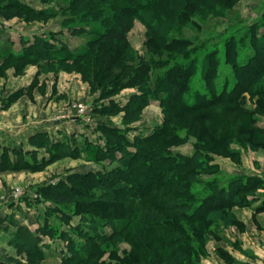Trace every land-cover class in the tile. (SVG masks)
Wrapping results in <instances>:
<instances>
[{"label": "rangeland", "instance_id": "obj_1", "mask_svg": "<svg viewBox=\"0 0 264 264\" xmlns=\"http://www.w3.org/2000/svg\"><path fill=\"white\" fill-rule=\"evenodd\" d=\"M73 1L17 0L15 5L44 11L47 15L35 18L23 12L27 20H5L0 16L1 37L13 40L10 46L0 47V52L17 53L23 44L18 39L34 40L39 36L48 38V35L55 36L56 39L51 41L59 48L64 43L75 53L84 52L95 36L87 32L76 33V30L85 28L91 31L95 24L71 26L67 19L71 17L68 14H72L75 23L80 24V13L77 11L92 0H77L75 3L78 2V5H73L75 7L71 8V12H67L68 5ZM0 2L2 5L12 3L11 0ZM207 2L211 3L196 4L191 0L189 3L194 5L191 11L182 9L181 4L178 15L183 20L180 21L174 17L176 12L164 8L155 10L154 25L150 26L139 18L133 19L126 36L129 59L126 67H135L150 58H165L172 51L169 42L183 40L191 44L187 50L199 49L197 66L191 79L193 88L201 92L213 85L216 91L221 89L224 82L230 88L234 75L230 58H225L226 40L233 35L239 42L238 36L250 24H263L264 0ZM106 7L103 5L102 10ZM161 21L175 24V27L167 30L165 41L155 43L159 47V51L155 52L153 40L156 30L152 26L161 25ZM262 27L264 30V25ZM247 42L238 54L240 62L247 60L256 48ZM213 49L217 50L216 56L220 62L213 79L209 81L202 76L206 64L204 54ZM157 53L162 55L157 56ZM118 57L116 55L114 58ZM87 58H90V62H85L86 74H82L74 69L78 68L75 67L76 63L61 65L35 60L25 63L0 56V232L6 238L5 242L0 241V264H65L61 256L67 243L62 234H58L60 231L69 233L71 239L79 243L85 242V238L74 229V226L86 224L81 219V213L71 214L69 211L70 207L76 205H57L45 196L44 189L60 186L61 183L78 188L74 181L77 174L93 172L103 175L118 164L108 158L102 159L99 156L101 153L96 151L106 145L105 139L109 136L96 128L99 123L125 131L131 142L138 136H152L161 127L167 126L163 139L167 141V146L163 147L169 148L174 155L179 154L180 159H188L198 153L194 164L203 162V165L184 166L176 171L187 175L188 180L181 182L177 190L171 188V193L165 194V199H160L162 203L155 202L154 205L150 198L135 204L132 211L137 221L154 208L155 217L177 221V225L162 226L165 232L161 230V233L167 236L166 230L169 229L172 234H185L190 239L191 245L199 252V256L193 258L190 264H264V132L259 130L264 127L263 91L260 94L241 93L231 102L211 103L185 114L177 111L167 114L165 108L168 104L161 105L164 95H160L136 112V100L142 94L141 89L134 85L105 97L104 88L98 81L104 58L91 52ZM256 62L264 67V57H257ZM88 65L91 66L88 68ZM126 67L117 74L129 72ZM254 72L250 70L244 77L253 79L256 77ZM261 73L253 88L264 89V71ZM89 77L93 84L88 81ZM113 106H118V109L111 115L100 116L97 113L101 108L110 109ZM61 144L63 147H76L80 155L64 156ZM129 148L132 152L135 150ZM51 150L55 152L54 158H51ZM116 156L120 157L121 153L117 152ZM236 176L256 179L255 192L238 194L245 198V204L239 203L238 198L231 195V204L227 208L210 212L208 218L216 222L205 226L203 237L198 239L196 227L199 223L186 222L182 217L184 210L176 205L177 199L167 197L177 196L173 192H181L179 195H182L183 185L190 181V190L197 193L205 191L209 182H221L219 187L227 186L226 181ZM74 200V203L91 202L84 197H75ZM101 201L106 203L109 197ZM108 210L102 204L96 214L107 215ZM64 212L68 213V218ZM122 214L120 212L119 216L114 215L109 220L117 219L122 225L125 222ZM46 225L57 229V234L51 236L44 233L42 228ZM103 227L107 234L112 230L108 225ZM137 230L136 225L128 224L118 242H115L117 245L103 244L84 264H116L122 258L128 260L125 264L148 262V250L134 252L133 246L139 248L147 245L157 255H169L159 248L155 240H146L141 244L136 239ZM33 246L37 248L30 250Z\"/></svg>", "mask_w": 264, "mask_h": 264}, {"label": "trees", "instance_id": "obj_2", "mask_svg": "<svg viewBox=\"0 0 264 264\" xmlns=\"http://www.w3.org/2000/svg\"><path fill=\"white\" fill-rule=\"evenodd\" d=\"M3 1V0H0ZM12 3L7 5L0 4V16L5 20L12 18L25 19L27 17L23 12L28 15L38 18L43 15H47V12L25 9L20 5H15L17 0H11ZM77 1V0H75ZM70 3L68 5V11L71 12V8L78 5L77 3ZM83 2L85 0H79ZM191 0H92L91 2L83 5L77 12L80 13V24H76L75 17L68 16L67 22L74 25L95 24L94 29L85 30V28H79L76 33H92L95 38L88 42L87 49L82 53H75L70 50L64 43L60 48L55 46L51 39H56L54 35H48V38L42 36L34 37V40H24L21 49L17 53H10L5 56H1L2 59H12L15 61L28 63L30 61H42L43 63H59L75 64L74 68L85 73V62H90L88 55L98 54L104 62L102 66V72L98 74L99 85L104 88V96H110L125 87L138 86L142 94L137 97L136 109L138 112L143 106L147 105L152 99H157L160 95H164L161 99V105L168 104L165 108L167 114L181 112V113H193L195 111L204 108L205 106L216 103L219 101L231 102L235 100L238 94L249 92L250 94L264 93V89L253 88L255 80L264 71L263 65L256 62L257 57H264V30H262L263 24L254 23L250 24L243 34L238 36L236 41L235 36H231V39L226 40L225 43V58L229 60V64L232 65L234 82L230 88L229 84L224 82L220 90L215 91V87L212 85L205 91L193 88L191 81L192 75L195 72L197 66V59L199 49L187 50L186 48L191 44L186 41L176 40L170 41L169 45L172 51L168 52V55L162 59L150 58L149 60L139 64L135 67L127 66L129 61L126 54V36L131 26V21L135 18L141 19L146 24L154 25L153 20L154 12L156 9H168L169 12H176L174 17L180 21L183 20L179 14V6L182 4V9L191 11L193 10V3ZM196 4L211 3L208 0H193ZM1 3V2H0ZM75 5V6H73ZM103 5L107 7L102 10ZM178 10V11H177ZM29 16V17H30ZM262 21H264V14L262 15ZM153 30H156L153 44L156 47L155 52L159 51L157 43L165 41V34L171 27H175V24L165 23L161 21V25L152 26ZM262 31V33H261ZM211 39V35L208 36V41ZM251 44L255 49L251 53L249 58L244 62L238 61L239 52L245 48L247 42ZM236 43V45H235ZM240 43V44H238ZM120 50V51H118ZM175 51V52H173ZM116 53L120 57L114 58L112 53ZM118 52V53H117ZM198 53V54H197ZM201 53V52H200ZM217 50L213 49L204 54L206 64L202 76L209 81L213 79L216 66L220 62V58L216 56ZM162 53H157V56ZM92 56V55H91ZM88 59V60H87ZM78 62V63H77ZM91 65H88V68ZM93 66V65H92ZM126 67V74H117L118 71ZM255 69V70H254ZM250 70L255 71L256 77L253 79H247L244 76L248 74ZM257 71V72H256ZM86 74V73H85ZM88 81L93 84V80L88 78ZM194 89V90H193ZM192 91V92H191ZM262 93V94H263ZM236 97V98H235ZM164 106V105H163ZM124 107V109H126ZM118 106L111 107L110 109L101 108L97 113L100 116L111 115ZM167 126L161 127L159 131L155 132L152 136L141 137L138 136L133 142L129 141L126 137V132L118 130L116 128L103 125L99 123L96 128L101 129L106 136V145L101 146L96 151L102 159L108 158L113 162H117L111 170L103 175L98 173L77 174L74 177V181L78 184V188L61 183L60 186H51L44 189L46 197L50 198L57 205L69 207L70 205H76V207H70L71 214L81 213V219L84 223L83 226H74V229L79 231L81 237L85 238V242L79 243L75 239H71L69 233L60 231L64 240L66 241V250L62 251L61 258L65 264H84L89 257L96 254L105 243L118 242V238L121 232L126 228L128 224H132L137 227L136 239L141 242L146 240H155L159 245V248L168 256H161L162 254H155L149 250L150 246H143L137 248L133 246L134 252H142L148 250L150 257L145 264H190L193 258L199 256L198 250L191 245L190 239L185 234H172L171 230L167 229L166 234L162 226H168L169 224L177 225V221L173 219H162L155 217L156 212L152 209L151 213L140 220H136V214L132 211L135 204L145 199H152L155 205L162 203L161 198L165 199V194L171 193V188L178 189L181 182L187 181L188 177L185 174H179L176 171L184 166L189 165H203L202 161H198L194 164L195 153L188 159H180L179 154L174 155L167 146V141L163 140L167 134ZM259 130L263 133L264 127H260ZM57 145V143H56ZM62 145V144H61ZM159 145V146H158ZM162 145V146H160ZM62 154L64 156L77 157L80 155L77 148H70L68 145H63ZM129 147L135 148L132 152ZM58 149V147H57ZM120 152L121 156L117 157L116 153ZM6 153V151H4ZM51 158H54V151H50ZM77 153V155H76ZM56 155V154H55ZM102 155V156H101ZM34 169V168H30ZM194 181V180H193ZM257 180L236 176L231 180H228L227 186L219 187L221 182L208 183L205 187V191L192 192L188 183L183 185V194L176 192L177 196H168L171 200H176L178 208L184 210L182 214L183 219L186 222L193 223L198 222L199 226L196 227V235L198 239H201L206 231L205 226L210 225L215 220L209 219L210 212L215 210H222L230 205L229 197H237L239 203L245 204V198L239 197L238 194L254 191L257 188ZM251 182V184H250ZM186 183V182H185ZM216 183V184H215ZM207 188H209L207 190ZM64 189L65 191H62ZM207 191V192H206ZM226 195V196H225ZM229 195V196H227ZM86 198L89 203L77 202L74 203V198ZM109 197L108 202H102V198ZM99 199V200H98ZM105 204L109 210L107 215L96 214V210L101 208V205ZM116 211V212H115ZM119 212V213H117ZM122 212V218H125V222L121 225L117 219H110L111 217L119 216ZM153 212V213H152ZM102 213V212H101ZM153 214V218H151ZM65 217H69L68 213L64 212ZM126 216V217H125ZM105 218L108 219L105 221ZM119 218V217H116ZM136 222V223H135ZM88 225V226H86ZM104 225H108L112 228L110 233H106L103 229ZM44 233H48L53 236V233L57 234L58 230L52 228V226L46 225L42 228ZM162 230V231H161ZM78 234V235H79ZM144 235H148L151 238H145ZM171 237V238H170ZM145 238V240H143ZM167 242V243H166ZM116 245L118 243H115ZM37 246H33L30 250L36 249ZM151 251V252H150ZM146 252V251H145ZM161 257V258H160ZM30 258V255L28 256ZM40 259V258H39ZM126 259L122 258L116 264H125ZM167 261V262H166ZM192 263V262H191Z\"/></svg>", "mask_w": 264, "mask_h": 264}, {"label": "crops", "instance_id": "obj_3", "mask_svg": "<svg viewBox=\"0 0 264 264\" xmlns=\"http://www.w3.org/2000/svg\"><path fill=\"white\" fill-rule=\"evenodd\" d=\"M24 40H27V39H24ZM23 39H18L19 42H23L24 41ZM13 42V40H9L8 38H2L1 35H0V47H4V46H10L11 43ZM19 48H20V43H19ZM18 51V50H17ZM10 52V51H9ZM8 52V53H9ZM8 53H5V52H0V55L1 56H5L6 54ZM22 129H20L19 131H21ZM6 131V130H5ZM4 131V132H5ZM3 132V131H2ZM6 133H10V134H15L14 132H11V131H7ZM5 234L0 232V241L1 242H5Z\"/></svg>", "mask_w": 264, "mask_h": 264}]
</instances>
